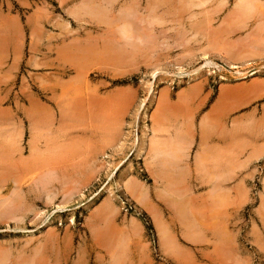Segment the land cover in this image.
<instances>
[{
	"label": "rangeland",
	"instance_id": "obj_1",
	"mask_svg": "<svg viewBox=\"0 0 264 264\" xmlns=\"http://www.w3.org/2000/svg\"><path fill=\"white\" fill-rule=\"evenodd\" d=\"M239 2L0 0V264H264V0Z\"/></svg>",
	"mask_w": 264,
	"mask_h": 264
},
{
	"label": "bare ground",
	"instance_id": "obj_2",
	"mask_svg": "<svg viewBox=\"0 0 264 264\" xmlns=\"http://www.w3.org/2000/svg\"><path fill=\"white\" fill-rule=\"evenodd\" d=\"M242 2H239V4L237 5V8H238V10H240V11H242V12H246V10L247 9H244V7L246 6V3L248 2V1H251V0H241ZM253 1H255V0H253ZM249 3H251V2H249ZM81 8V7H80ZM103 15V14H102ZM118 19V18H117ZM127 19V18H126ZM118 20H120V19H118ZM117 21V20H116ZM118 22V21H117ZM116 23V22H115ZM136 30V29H135ZM132 36V35H131ZM140 41V40H139ZM142 44H143V42H142ZM80 78V77H79ZM82 80H80V82H81ZM100 86V85H99ZM81 91V90H80ZM118 99V98H117ZM65 109V108H64ZM93 117H94V115H93ZM166 150V149H165ZM163 155V154H162ZM160 156V155H159ZM178 157V156H177ZM180 159H181V157H180ZM151 160L153 161V163L151 162V161H149V163L150 164H147V166H148V168H147V172H150L151 173V170L153 171L152 172V174L154 173V176L156 177V180L158 179V180H169V179H171L172 180V178H173V175H174V171H175V161H174V159H173V157H171L170 155L169 156H164L163 155V157L161 158L160 157V159H159V157H158V155L156 156H152L151 157ZM154 166V167H156V172H155V168H154V170H153V168L151 167V166ZM152 168V169H151ZM180 170V169H179ZM173 173V175H172V173ZM233 173V172H232ZM176 176H177V174H176ZM231 176V175H230ZM128 182V181H127ZM133 182V181H132ZM156 182V181H155ZM172 182V181H171ZM166 186V185H165ZM169 187H167V189L168 190H171V191H178L177 190V187H175V186H172V185H168ZM123 188V187H122ZM124 190H125V192L127 193V194H129V196H133L134 198H135V196H137V194H139L137 197H140V195H141V197H140V199L139 198H137L136 200H138V201H136L135 203H136V206L137 207H140V208H143V204L142 203H145V200L143 201V198L145 197L144 195L145 194H143V193H139V189L136 187V185L135 184H133V183H125V185H124ZM49 198V197H48ZM142 199V200H141ZM49 200H50V198H49ZM142 202V203H141ZM0 207H2V206H0ZM4 209L6 208V207H3ZM1 209V208H0ZM57 209H58V211L60 212V213H62V212H64L65 211V207L64 206H58L57 207ZM4 211L5 210H3V213H4ZM5 213H6V211H5ZM4 213V214H5ZM2 218V217H1ZM156 223V222H155ZM162 227V226H161ZM159 229H160V227H158ZM163 229H165L164 227H163ZM158 232V231H157ZM164 232H166V231H163V230H161L160 232H158V235L160 234V238H161V241L159 240V242H161V245H160V247L161 248H166L167 249V245L168 244H166V242L165 241H167L166 239V237H165V235L167 236V232L166 233H164ZM91 236H92V238L95 240V242H97L98 244L100 243V238H101V236H100V233L99 232H97V230H94V229H91ZM103 235V234H102ZM166 238V239H165ZM165 240V241H164ZM168 243V242H167Z\"/></svg>",
	"mask_w": 264,
	"mask_h": 264
}]
</instances>
